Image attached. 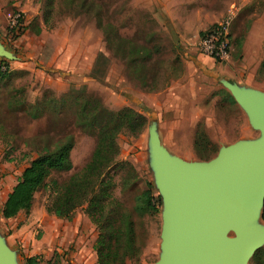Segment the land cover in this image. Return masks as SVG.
<instances>
[{
  "label": "rangeland",
  "instance_id": "rangeland-1",
  "mask_svg": "<svg viewBox=\"0 0 264 264\" xmlns=\"http://www.w3.org/2000/svg\"><path fill=\"white\" fill-rule=\"evenodd\" d=\"M45 1L0 0V44L15 57L9 60L0 56V64L6 63L7 67L4 77H0V206L22 170L37 155L35 147L45 139L52 141L68 132L74 136L72 168L53 173L51 177L58 180L79 171L95 145V135L81 131L69 109L59 115L46 112L33 119L24 109L7 108L9 94L31 104L45 90L58 96L85 86L109 109L130 106L147 117V125L139 135L117 136V159L133 166L137 181L124 189L123 171L110 172L116 183L113 196L126 207L133 205L134 196L147 181L159 199L156 213L137 218L142 252L137 260L127 263L154 264L163 252L165 198L154 164L149 122L155 120L160 145L188 165L202 161L193 150L198 125L218 146L211 158L234 145L262 139L247 108L230 102L231 91L219 77L264 93V0H184L190 1L189 6L197 12L195 25L182 28L181 33L174 25L176 20L170 21V16L160 10L162 7L151 0H87V8L79 7L80 0H52L49 11ZM12 12L21 15L20 25L14 30L7 16ZM229 13L233 16L230 58L220 61L204 57L198 51L200 32ZM97 16L115 26L120 36L155 47L145 71L149 77L156 72V89L145 90L127 70L115 52L116 41L108 45L104 40L96 25ZM36 28L38 34L34 33ZM68 42L75 47L74 53L81 55L67 66L56 67L58 50ZM47 199V190L40 189L34 194L29 212L21 211L9 220L0 216V237L13 263L22 264L26 256L36 255L41 264L51 258L61 264H94V225L81 208L70 220L47 213ZM257 223L253 219L246 225L256 227ZM228 235L235 232L229 231ZM260 245L264 247V236Z\"/></svg>",
  "mask_w": 264,
  "mask_h": 264
},
{
  "label": "trees",
  "instance_id": "trees-1",
  "mask_svg": "<svg viewBox=\"0 0 264 264\" xmlns=\"http://www.w3.org/2000/svg\"><path fill=\"white\" fill-rule=\"evenodd\" d=\"M70 2L73 3V0ZM44 4L46 11H49L52 0H46ZM88 6L87 0L79 1V7ZM96 25L102 30L108 45L113 44V40L116 41L114 46L117 56L125 62L127 70L141 86L148 91L156 89V72L149 77L145 71L146 62L151 60L155 47L151 48L120 36L115 26L103 23L99 16L96 17ZM34 33L38 34L39 29H34ZM6 72V63L0 64V77H4ZM9 95L7 108L24 109L33 119L43 116L46 112L59 115L69 109L74 124L81 131L95 135V145L79 171L58 180L51 177L53 173L67 172L72 168L70 152L74 146V136L68 132L52 141L50 138L45 139L41 146L35 147L37 155L29 161L7 193L0 206V216L9 219L21 211L29 212L34 194L40 189H45L48 192L45 205L47 213L70 220L74 212L81 208L94 225L97 231L92 244L96 255L94 264H127L128 261L137 260L143 244L137 218L146 213H156L159 199L153 195L152 185L147 181L145 187L134 196L133 205L126 207L121 200L113 196L112 190L116 183L110 171H123L121 186L124 189L137 181L138 174L133 166L127 161L117 159V136L120 133L139 135L147 125V117L130 106L117 110L109 109L97 96L89 93L85 86L70 89L58 96L50 90H45L41 98L31 104L21 102L12 92ZM229 99L231 103L235 102L231 96ZM2 129L0 122V130ZM193 150L200 160L210 159L218 150L216 143L210 140L200 125L194 134ZM260 216L264 222V199ZM39 261L36 255L26 256L22 264H41ZM45 264L61 263L57 258H51ZM248 264H264V247L258 248L252 254Z\"/></svg>",
  "mask_w": 264,
  "mask_h": 264
},
{
  "label": "water",
  "instance_id": "water-1",
  "mask_svg": "<svg viewBox=\"0 0 264 264\" xmlns=\"http://www.w3.org/2000/svg\"><path fill=\"white\" fill-rule=\"evenodd\" d=\"M0 56L15 59L0 44ZM219 80L247 108L262 139L237 144L197 164H183L163 148L148 125L158 182L165 198L163 252L154 264H247L261 247L264 222V93ZM258 220L256 227L248 221ZM263 224V226H262ZM235 235L229 236L228 232ZM0 264H14L0 237Z\"/></svg>",
  "mask_w": 264,
  "mask_h": 264
},
{
  "label": "built area",
  "instance_id": "built-area-1",
  "mask_svg": "<svg viewBox=\"0 0 264 264\" xmlns=\"http://www.w3.org/2000/svg\"><path fill=\"white\" fill-rule=\"evenodd\" d=\"M7 16L10 29H16L20 25V13L12 12L8 13ZM232 20L233 16L229 13L207 29L199 38L198 51L204 56L215 60H228L233 43L230 33Z\"/></svg>",
  "mask_w": 264,
  "mask_h": 264
},
{
  "label": "crops",
  "instance_id": "crops-1",
  "mask_svg": "<svg viewBox=\"0 0 264 264\" xmlns=\"http://www.w3.org/2000/svg\"><path fill=\"white\" fill-rule=\"evenodd\" d=\"M151 1L154 2L155 4H159V6L162 7V9L160 10H162L164 14L166 13L167 16H170L171 18L170 21L174 22L176 20L174 25H176V27L178 28L177 30L178 32L181 33L182 28L193 27L195 25V14L197 12V9H191V6H189L190 1H184V0H151ZM73 48L75 47L70 42H68L66 46L58 50L59 54L56 60H54L56 67H62L64 65L67 66L69 62L78 60V57L81 54L79 53L75 54ZM9 219H5V220H9Z\"/></svg>",
  "mask_w": 264,
  "mask_h": 264
}]
</instances>
